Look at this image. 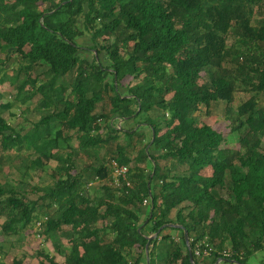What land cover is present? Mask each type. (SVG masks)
I'll use <instances>...</instances> for the list:
<instances>
[{
  "label": "trees",
  "instance_id": "16d2710c",
  "mask_svg": "<svg viewBox=\"0 0 264 264\" xmlns=\"http://www.w3.org/2000/svg\"><path fill=\"white\" fill-rule=\"evenodd\" d=\"M50 1L0 0V52L19 55L23 62L19 71L27 75L17 87L14 100L25 104L38 97L39 108L54 107L34 124L29 135H21L2 115L10 104L0 103V147L7 151L33 145L37 158L31 167L44 173L45 164L54 160L60 175L50 188L36 192L30 186V193L38 194L33 201L27 199L28 191L0 184L3 232L15 234L19 232L16 226L28 227L39 220L42 207L48 203L46 207L56 205L57 209L42 224L44 235L53 236L63 225L71 227L72 250L65 264H141L148 244L145 226L152 223L151 232H159L170 224L168 217L173 209L190 202L194 205L193 215L178 216L189 241L192 231L198 234L202 223H208L210 233L227 236L233 252L227 260L248 264L264 242V107L252 96L238 108L231 129L239 135L238 148H227L221 133L210 125L196 124L192 114L202 105L210 108L212 103L229 104L234 100L233 81L217 73L208 77L210 69L220 68L230 54L237 66L234 72L244 78L253 76L258 84L252 92L264 97V20L262 25H252L254 7L262 9L264 0H60L56 6L40 8V2ZM80 18L93 45L99 39L105 42L101 47L107 53L108 67L99 59V49L90 60L89 50L78 43L85 32L77 29ZM231 34L239 46L237 52H233L234 45L227 47ZM70 73H74L71 89L79 97L77 104L65 100L60 90V81ZM203 73L206 78L201 83ZM110 76L112 84L107 83ZM126 76H143L142 83L124 90L120 82ZM103 93L109 95L110 109L98 114ZM170 93L173 96L169 100L166 97ZM165 114L171 118L164 122ZM172 118L176 124L171 128ZM55 119L61 127L65 123L78 139L77 153L91 159L85 173L107 178L101 153L105 149L110 159L129 167L133 189L124 191L117 203L83 198V172L73 174L74 153H57L63 130L60 127L54 136L39 130ZM106 120L109 125L103 123ZM136 120L137 126L152 131L153 140L133 157L137 126H125ZM101 126L111 131L101 135ZM166 160L177 161L186 169L169 176L160 174L158 162ZM148 169L151 172L146 175ZM207 169H212L210 177L203 175ZM155 181H161V203L153 197L152 216L142 222L141 203ZM80 201L85 207L79 205ZM102 206L104 212H100ZM122 216L131 221L124 223ZM107 233L116 235L113 242L96 244L95 240L102 242L100 235ZM197 234L198 238L190 241V249L205 232ZM253 235L258 240L250 243ZM153 243L148 244L150 264H154L150 248ZM137 244L139 256L127 254V258L124 252ZM187 248L183 232L179 244L172 240L173 259L179 260L186 249L181 264H193ZM38 256L44 260L41 264H57L48 255ZM212 257V263L223 259ZM193 259L194 264L205 260ZM11 264L23 262L14 259Z\"/></svg>",
  "mask_w": 264,
  "mask_h": 264
},
{
  "label": "rangeland",
  "instance_id": "374dc122",
  "mask_svg": "<svg viewBox=\"0 0 264 264\" xmlns=\"http://www.w3.org/2000/svg\"><path fill=\"white\" fill-rule=\"evenodd\" d=\"M12 2L13 0H8ZM60 3V0H51L50 3H42L40 2V8L43 10L47 7L50 6H56ZM254 14L252 16V25H262L261 20H264V3L262 5V9H258V7H254ZM83 22L84 19L80 18L77 29H80L81 31H85L83 27ZM230 33H234V30L231 29ZM228 45L227 47H231L234 45V50L233 52H237L239 50V46L235 45V38L232 36V34L228 37ZM78 43L81 44L86 50L88 51V56L89 59L91 60L94 52H96V48L99 49V59L103 63L105 67H108V61H107V53L102 49V44H105L102 39H99L97 41L96 45H93L91 42V35L90 32H84V36L80 39H78ZM132 46V43L130 44V47ZM130 49V48H129ZM26 51H29V47L25 49ZM87 52V51H86ZM126 56V55H125ZM223 65L218 68V67H213L210 69V73L208 74V77H212L214 73L220 74L223 77H226L233 81L236 85V91H235V96L234 100L229 103H223V102H217V103H212L210 108H207L206 106L202 105L200 109H198L196 112L192 114V119L193 121L196 122L198 125H210L214 130L217 132L221 133L225 139V142L227 144V148H238L239 144V135L237 133H232L231 129L233 126V120L237 117V112L238 108L243 104L245 101L250 99L252 96H256L257 100L259 102V105L261 107H264V97L258 96L254 92H252V88L254 85H257L258 82L255 78L249 77V78H244L242 76H239V72H234L236 70L237 66L236 64L232 62V55H228L225 59V61L222 63ZM19 65H23L22 59L19 55L17 54H8V53H1L0 52V78L5 75L7 72H15L17 73V70H13L12 68L16 67L19 68ZM223 67V68H222ZM169 71L171 72L172 70L169 68ZM41 72V71H40ZM23 74V75H21ZM20 78L23 80L26 79L24 76V72L19 71ZM36 75V74H32ZM27 76V75H26ZM202 80L205 81L206 75L205 73L202 74ZM17 78V81L18 79ZM142 77L135 79L132 76H126L123 78V80L120 82V86L124 87V90L126 88L133 87L135 88L137 84H141L142 82ZM9 77L6 79H3V82H5ZM74 79V73L68 74L62 81H60V90L64 92V99L72 102L73 104H77L79 97L77 94L72 92L71 89V84L72 80ZM42 80V79H41ZM109 81H112L111 76L108 78ZM20 81L13 85L12 87H7L4 85V83L0 84V103L5 104L7 102H10V110H3V117L8 118V113L11 110H14L13 112L15 118H9V123L13 124V126L18 128H22V134L26 133L28 129L34 126V124L38 123L43 117H45L48 113H51L54 111V107L50 105L47 110L45 109H39V104L37 102H33L31 105L33 108L30 109L29 113L25 114V118L22 115V107L19 106L17 108L11 109L13 105H11L14 101V95L16 94V85H18ZM14 88V89H13ZM123 93L125 91L122 90ZM128 94V93H126ZM111 95V93H110ZM173 96L172 93L167 95V99L170 100V98ZM109 95L107 93H103V100L101 103L97 105V110L96 112L98 114H103V113H108L109 108H110V103L108 100ZM38 97L35 98L37 100ZM16 103V101L14 102ZM0 104V105H1ZM8 105V104H7ZM134 109H136V106H134ZM109 120V119H108ZM103 122L107 125L109 123ZM135 124L131 125H126L125 128L130 129L132 126H137L138 120L135 121ZM121 125L124 124V122H120ZM176 124V121H172V126ZM61 127L59 126V120H53L48 126H42L39 130L41 131H48L50 130L51 135H53L55 128ZM32 129V128H31ZM63 130V133L66 134L67 139H72L71 144L74 148V146L79 145L78 139H76L72 134V131L68 129L65 123H63V126L61 127ZM32 131V130H31ZM55 134V133H54ZM178 137V135H177ZM33 151H27L24 150L23 148L21 149H14V151L10 150H3L0 147V184L1 185H11L13 187H18L19 191L23 190L28 191L29 195L27 199H30L31 201L37 198V193L33 194L30 193V186L35 188L39 192L42 188H46L48 186H52V184L57 180V175L54 174L52 176H47V178H40L39 173L37 169L33 170H28L30 160H33L37 154H33ZM107 153V152H106ZM108 156V155H107ZM110 157V155L108 156ZM80 160H82V163L85 160V157L81 156ZM178 167L179 172H183L186 169V166L179 165L175 166ZM149 170V169H148ZM28 184V185H27ZM27 195V193H25ZM226 194V193H225ZM34 198V199H33ZM42 213V212H41ZM4 219L2 218L0 220V263H7L11 262V259L14 256H23L25 258L24 264H34L36 259H39L38 257V252L41 253L39 249V246L41 243L36 239L35 235L39 234L38 231L34 232V227L35 225H32V227H25V226H16L19 231L18 233L15 234H6L2 230V225H3ZM37 229H39L36 227ZM182 238V237H181ZM55 240V239H54ZM52 240V241H54ZM46 245L52 244L50 241L47 240ZM43 244V245H44ZM10 248V249H9ZM228 250V249H227ZM231 250V249H230ZM264 257L263 254H259L257 258H249L247 260L248 264H260L259 262H256L254 259ZM37 264V263H35ZM236 264V263H234Z\"/></svg>",
  "mask_w": 264,
  "mask_h": 264
},
{
  "label": "crops",
  "instance_id": "0c3cea01",
  "mask_svg": "<svg viewBox=\"0 0 264 264\" xmlns=\"http://www.w3.org/2000/svg\"><path fill=\"white\" fill-rule=\"evenodd\" d=\"M88 59H89V56H88ZM91 60H92V58H91ZM20 67H21V65H19V68H17V69H16V67L12 68L13 70H17V73L7 72L5 75H3L0 78V84L4 83V85L7 87V89H8V87L10 88L20 81V83L18 85H16V90H15L16 93H17V87L20 86L22 83H24L27 79L26 73L24 75L26 77L25 80H23V78L22 79L20 78V76L23 75V74L19 75ZM7 77H9V79H7L5 82H3V79H6ZM17 78H20V79H18V81H17ZM107 81H108L107 83H110L109 80H107ZM110 84H112V83H110ZM27 89H29V88H27ZM120 90L122 91L123 89H120ZM14 99H15V97H14ZM38 101H39V99L38 100L33 99L32 101H29L25 104H21L17 101H16V103H14L15 102V100H14L13 102H11L12 103L11 105H13L11 107V109L17 108L19 106V104H21L20 105L22 107L21 113L25 118V116H26L25 114L29 113L30 109L33 108L31 106L33 104V102L38 103ZM8 103H10V102H7L6 104H8ZM39 109H41V108H39ZM13 111L14 110H11L8 113L9 114L8 118L7 117L5 118L8 123H9V121H8L9 118H15L14 117L15 113ZM157 114L161 115L159 113H157ZM26 117H28V116H26ZM166 118L169 120L171 117L168 116L167 114H165V118H163L164 122H165ZM172 120H173V118H172ZM100 122L101 121H99V123ZM120 122H122V121H119V123ZM133 123H136V122H133ZM10 125L16 133H18V134L22 133L21 127L19 128V131H18L17 127L13 126V124H10ZM171 125L172 124L170 123V127L172 128L173 126H171ZM59 126H60V124H59ZM31 128L28 129L27 132L22 134V135H29L31 133V130H32ZM101 128L102 129L99 131V133L101 135H105L106 133L108 134L111 131L110 128L104 129V127H102V126H101ZM59 129H60V127L55 128L54 133ZM126 129H124V130L126 131ZM135 129H136L137 134L134 136L135 150L133 153L131 152V154H132L131 156H133V157H136L139 154V152L142 151L143 148H145L146 145H148L149 142L150 141L152 142V140H153V133L150 129H148L144 126H141V125L137 126ZM166 130L167 129H164L162 134ZM49 131L50 130L45 131V132L47 133ZM54 133L52 136H54ZM50 134H51V132H50ZM123 137H124V135L122 134L120 140L123 139ZM71 141H72V139H67L66 134L63 133V139L59 140L60 151L58 150V152L57 151L56 152L60 153L61 156L62 155L68 156V155L74 153L73 159L75 162V170L73 171V174L83 172V182H84V189H83V193H82L83 198H86V199L93 201V202L106 200L108 202L117 203L118 198L122 197L123 192L125 191V188L123 187V180H122L123 178L118 177L114 172V163H117V161L110 159V157H108L109 154L106 153V150L101 149V153H103L102 159L105 160V164H106V167L108 169L107 178L106 179H99L96 174H92L90 172L85 173L83 170H84V168L87 167V165L92 164L91 159H89L88 155L85 153H81V152L77 153L76 149H78L79 145L74 146V148H73ZM117 146H118L117 144L115 146H113V149L116 150ZM33 147H34L33 145L25 144L24 147H22V148L24 150H27V151H34ZM10 151H14V149L10 150ZM81 156L85 157V160L83 163H82V160H80ZM36 158H37V156L33 160H35ZM33 160H30L28 170L35 169V168L31 167ZM158 165H159V173L165 174L167 176H169L172 173H177L179 171L178 167H175V166H179V165L183 166L182 164H180L179 162L174 161V160L159 161ZM120 166H122V165H120ZM57 167H58V162H56L54 160H50L43 167L45 169V172L39 173V177L46 179L47 176L49 177V176L56 174L57 180H58L60 178V175L56 172ZM128 169H129V167H128ZM150 172H151L150 169L147 170L146 175L150 174ZM211 173H212V169H207V171H205L203 175L208 177L209 175H211ZM127 180L131 183L132 189H133L134 183L132 182V180L130 178V170L127 174ZM56 181L52 184V186H54ZM160 183H161V181L153 182L152 188L149 189V196L147 198H145V199H148L151 204L153 202V197L157 198L158 204L161 203V199H159V193H160L159 184ZM52 186H48L46 188H50ZM45 204H48V203H45ZM45 204H44V207H42L41 218L39 220H35L28 227H32V225H35V227H36V224L38 222H44L45 219L48 220L49 217L55 213V211L57 209L56 205H52V207H46L47 205L45 206ZM42 205L43 204H41V206ZM79 205L82 207H85V205H83L81 201L79 202ZM141 207H142V213H143L141 221L142 222H144V221L148 222V219H150L152 216L151 207H149V208L143 207L142 203H141ZM104 210H105V208H104V206H102L100 209V212H104ZM193 210H194V205L191 204L190 202H185V203L181 204L178 208L173 209L171 211L169 217H168L170 224L165 226V228H161L159 230V232H157V233L151 232L152 223H150L148 226H145L144 233H145V235L147 234V236H145V237H147L148 240L149 239H151V241L154 240V243L150 246V248L153 252V263L154 264H181V260L186 253V249L185 250L183 249V251H181V256H180L179 260H174L173 255H172V250H171V243H172V240H174L175 243L179 244V242L181 241L182 233L184 232L182 230L183 225L178 223V216L182 215L185 218L189 217V216L193 215V213H192ZM121 219L124 223H129L131 221V219L129 217H126V216H122ZM102 225H103V223L101 221V222H99L98 227L101 228ZM35 227H34V232L38 231V233H39V234L35 235V237L41 243V245L39 246V249L41 251H43L41 253L48 255L49 258L53 259L55 261V263H57V264H65L66 263V257L72 250V243L70 242L71 239L69 236V233L72 232L71 227L63 225L58 229V231L53 236H46L42 232V230H43L42 228L37 229ZM140 231H141V229L139 230V232ZM201 232H205L204 237L202 239L203 240L208 239V241L211 244H213L216 247V249H218V250H227V249L230 250V248L227 244V240H228L227 236L222 234L221 232L210 233L208 230V223H205V222L202 223L200 232L198 231V234L193 233V231L191 232L192 236L190 237V241H193V239H195L197 237L196 234L199 236V234ZM115 236L116 235L113 233L101 234L100 237L102 238V242L100 240H95V242H96V244H109V243L113 242V240L115 239ZM47 240L50 241L52 244L45 246L44 243H46ZM52 240H54V241H52ZM257 240H258L257 235H253L252 237H250V243H255ZM198 241H200V240H198ZM140 251H141L140 246L137 244V245L133 246V248L130 251H128L126 253L124 252V254L127 256V258H129L127 254H130L131 257L136 258L139 256ZM80 252L83 253L82 248H80ZM37 254L39 255L40 253L38 252ZM145 254H146V257H145L143 263H141V264H147L148 262L150 264L149 256H148V253L146 252V247H145ZM188 254H189V249H188ZM259 254L264 255V242H263V247L257 249V251H255L250 258H257V256ZM23 256H24V254L22 256L21 255L17 256V257L14 256L11 259V262H7V263L11 264L14 259H19L24 264L25 258H23ZM211 258H213V257L204 258L205 260L203 262L201 261V264H234L232 261H228L227 259H224V258L218 259V261H216L215 263H212ZM254 260L256 262H259L260 264H264V257H260V258H258V260L257 259H254ZM43 261H44L43 258L39 257V259L35 260V263L41 264V263H43ZM129 261L132 262L131 260H129Z\"/></svg>",
  "mask_w": 264,
  "mask_h": 264
},
{
  "label": "built area",
  "instance_id": "2783aa9c",
  "mask_svg": "<svg viewBox=\"0 0 264 264\" xmlns=\"http://www.w3.org/2000/svg\"><path fill=\"white\" fill-rule=\"evenodd\" d=\"M114 172L118 177H122L123 179V187L125 188V192L128 193L129 189L132 188L131 183L127 180V174L129 172V169L127 166H120L117 163H114ZM143 207H151V203L148 199H144L142 203ZM47 219L44 220L46 222ZM44 222H38L37 227L39 229L42 228V224ZM188 249L192 253L193 257L198 259H204L212 257L213 255H218L221 258L229 259L232 257L233 252L231 250H221L218 251L216 247L211 244L208 239L200 240L195 242V246L193 249H190V244Z\"/></svg>",
  "mask_w": 264,
  "mask_h": 264
},
{
  "label": "water",
  "instance_id": "95a60500",
  "mask_svg": "<svg viewBox=\"0 0 264 264\" xmlns=\"http://www.w3.org/2000/svg\"><path fill=\"white\" fill-rule=\"evenodd\" d=\"M182 230L184 231V238H185L186 244H187V246L189 247V236H188V233H187V231H185L184 229H182ZM150 241H151V239L148 240V244L150 243ZM148 244H147V246H146V252H147V253L149 252ZM189 259H190V261L194 264L193 255H192V253L190 252V250H189ZM232 262H233V263H236V262H234V261H232ZM147 264H149V262H148ZM236 264H239V263H236Z\"/></svg>",
  "mask_w": 264,
  "mask_h": 264
},
{
  "label": "clouds",
  "instance_id": "9594fccd",
  "mask_svg": "<svg viewBox=\"0 0 264 264\" xmlns=\"http://www.w3.org/2000/svg\"><path fill=\"white\" fill-rule=\"evenodd\" d=\"M189 244H190V242H189ZM194 258V257H193Z\"/></svg>",
  "mask_w": 264,
  "mask_h": 264
}]
</instances>
